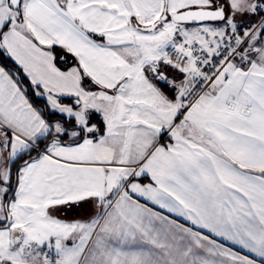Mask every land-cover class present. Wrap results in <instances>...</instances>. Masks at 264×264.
<instances>
[{"label":"snow or ice","instance_id":"6c2138e0","mask_svg":"<svg viewBox=\"0 0 264 264\" xmlns=\"http://www.w3.org/2000/svg\"><path fill=\"white\" fill-rule=\"evenodd\" d=\"M0 264H264V0H0Z\"/></svg>","mask_w":264,"mask_h":264},{"label":"trees","instance_id":"16d2710c","mask_svg":"<svg viewBox=\"0 0 264 264\" xmlns=\"http://www.w3.org/2000/svg\"><path fill=\"white\" fill-rule=\"evenodd\" d=\"M9 66H12L11 63H9ZM27 83H28L27 80H25V81H24V85L26 86ZM28 96H29L30 101H32V100H36L38 103H42V102H43V101L40 100L39 98L33 97L32 94H31V92L28 93Z\"/></svg>","mask_w":264,"mask_h":264},{"label":"crops","instance_id":"0c3cea01","mask_svg":"<svg viewBox=\"0 0 264 264\" xmlns=\"http://www.w3.org/2000/svg\"><path fill=\"white\" fill-rule=\"evenodd\" d=\"M246 22V21H245ZM209 23V22H208ZM147 181H145V183H146ZM177 219H181V218H177ZM181 222H183L182 220H181ZM186 223V226H187V222H185ZM225 244H227L228 242H224ZM233 247H235V246H233ZM241 251H243V250H241Z\"/></svg>","mask_w":264,"mask_h":264},{"label":"rangeland","instance_id":"374dc122","mask_svg":"<svg viewBox=\"0 0 264 264\" xmlns=\"http://www.w3.org/2000/svg\"><path fill=\"white\" fill-rule=\"evenodd\" d=\"M210 24H215L216 22H209ZM65 102H67V101H65Z\"/></svg>","mask_w":264,"mask_h":264}]
</instances>
